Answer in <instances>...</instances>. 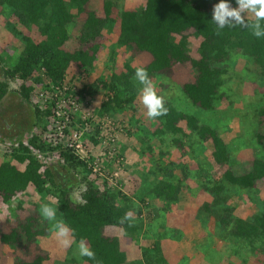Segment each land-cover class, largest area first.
Here are the masks:
<instances>
[{
	"label": "trees",
	"instance_id": "16d2710c",
	"mask_svg": "<svg viewBox=\"0 0 264 264\" xmlns=\"http://www.w3.org/2000/svg\"><path fill=\"white\" fill-rule=\"evenodd\" d=\"M89 2L0 0V16L10 23L7 30L0 28V53H6L0 55V145L10 143L9 147L0 146V205L8 207L6 214H0L3 218L13 214L10 203L26 192L37 196L43 192L49 194L47 183L56 191L54 209L61 221L60 228L66 233L63 241L65 236L57 231L46 236L44 230L33 228L38 219L32 215L7 232L0 231V254H13L17 244L21 248L33 245L38 250L28 262L12 255L11 264H43L47 256L42 244L47 240L54 244L56 238L66 247L69 245L66 250L74 244L85 246L78 261L65 258L73 264H163L164 247L157 239L151 248L141 247L140 261L126 259L125 249L138 244L142 229L141 223L129 216L134 203L169 212L167 204L181 183L161 177L146 185L140 177L138 180L142 182L133 187L130 174L118 187L109 186L105 179L97 181L96 174L90 179L92 172L88 164L77 160L71 148L61 145V139L64 142L71 131H76L84 134L83 145L96 146L101 154L109 152V148L101 152L99 134L108 127L105 121L120 131L119 122L112 120L118 114L124 117L130 112L128 125L137 128L140 115H144L149 120L147 132L156 136L161 146L170 137L173 147L179 150L183 147L182 140L190 134L203 149L209 145L207 154L214 165L225 166L220 171L221 181L227 183L231 195L245 194L250 205L254 203L249 195L252 190L256 192L255 183L264 185L263 159L253 158L252 154L244 169L233 171L226 166L229 160L226 142L216 130L166 99L159 91L160 82L149 86L150 79L166 76L173 64L187 63L193 81L180 87L183 98L202 110H214L219 100L225 99L223 111H233L236 94L222 88L226 74L222 66L238 54L252 58L254 63H264V0H138L135 7L122 5L121 0H101V16L88 9ZM241 4H246L245 12L237 10ZM221 5L236 14L218 15ZM190 38L197 40L196 57L191 55ZM100 52L104 54L100 77L89 81ZM141 55H146L148 61L133 66L132 61ZM5 57L10 58V64ZM71 65L73 68L69 70ZM258 76H264V71ZM39 90L47 98L39 97ZM99 91L103 100L96 108H89ZM237 95L240 96L238 92ZM57 104L68 116L67 122L59 119L63 123V137L59 144L51 146L41 137L52 134L49 129ZM140 106L144 107V113L139 112ZM263 116L261 107L253 112L258 120L248 124L255 131V147L264 151ZM16 128L25 131L21 135L27 138L26 144L20 140L14 142L13 134L8 135ZM3 133L7 137H2ZM32 150L56 154L64 162L65 170L80 167V176L74 177V182L68 181L70 187L81 185L84 189L78 203L69 198L68 188L62 189L55 183L48 167L37 163ZM119 157L114 152L111 159L108 157L107 165L101 162L100 170L106 166L118 169L115 162ZM223 187L224 183H218L200 191L192 204H188L194 214L189 218L196 219L198 231L204 232L205 228L213 231L210 235L206 233L208 238L203 242L209 243V238L214 236L219 239L222 243L219 254H228L224 256L227 264H264V203L247 218L233 216ZM25 199L28 201V197ZM139 212L140 209L136 216ZM199 213L205 217L202 219ZM107 227L118 229L120 236H106L103 230Z\"/></svg>",
	"mask_w": 264,
	"mask_h": 264
},
{
	"label": "rangeland",
	"instance_id": "374dc122",
	"mask_svg": "<svg viewBox=\"0 0 264 264\" xmlns=\"http://www.w3.org/2000/svg\"><path fill=\"white\" fill-rule=\"evenodd\" d=\"M121 4L135 7L138 4V0H121ZM88 9L94 11L96 15L101 16V0H90ZM245 9L246 4H241L237 8L238 11L244 10V12ZM218 11V15L219 13L224 14L231 12L229 7L222 5L218 6ZM231 13L236 14L233 11ZM79 20H81V18H79ZM9 25L10 23H7V21L0 16V28L7 30ZM71 38L74 39V35H71ZM196 45L197 40L190 38L191 55L193 57H196ZM5 54L4 52L0 53L1 56ZM234 56L235 55L231 56L233 60H230L228 64L225 63L222 66V68H224L223 72L226 73L223 76L222 88L227 90L228 93L236 94L234 96L236 101L233 105V111H223L226 107L225 99L219 100L218 106L214 110H202L197 107H192L189 104L190 102L183 98L180 87L183 84L193 81V73L187 63L173 64L166 76H160L157 80L150 79L149 86L154 87V82H160L162 88L159 91L167 97L166 99L170 100L172 104L175 103L174 105L177 106V108L187 111L189 114L197 117L201 124L215 129L217 134L226 142L229 156L226 166L231 167L233 171L240 172L244 169L246 162H249L248 159H250L252 154L253 158L264 160V151L255 147L254 128H249L248 124V122L255 123L256 120H258V118L253 117V112L261 107L264 108V84L261 87V84L264 83V76H258L264 71V63H254L252 58L241 54ZM5 58L7 63L10 64V58ZM103 58L104 54L102 52L97 54L96 65L88 79L89 81L96 77H100V71H102L101 67L103 66L101 61ZM147 61L148 57L146 55H141L132 61L131 64L133 66L138 64L142 65ZM72 68L73 66L71 65L69 70ZM14 86L15 85L12 87ZM153 89L156 90V88ZM237 92L240 96L237 95ZM102 100L103 96L99 91L89 108H96ZM10 109L19 111L16 107H11ZM85 109L86 107L84 108V112ZM138 110L142 113L145 112L143 106H140ZM86 113L87 110L85 114ZM129 113L124 117L120 114L112 117V120L119 122L118 124L121 127L120 131L113 129L111 132L107 130L108 128H105L99 134V137H102L100 143L101 152L104 153L102 151L103 148H109V152L101 154L99 153L100 150L98 147L95 146L92 148L87 144H81V147L72 149L71 152L77 157V160L92 166L100 165L101 162L107 165L108 157L111 159L114 152L115 154L117 153V155L120 156L119 158H121H117V162H115L117 163L118 169H108L106 166L105 168H101L100 175H98L96 173L98 172L97 168L91 166L92 173L90 176L89 174L87 175V178L89 176V178L92 179L94 177L93 174H96L97 181L105 179L109 186L118 187V184L121 181L123 182L130 174H132L130 184L131 186L133 185V187L139 186V183L142 182L138 180L140 177L146 185H152L161 177H164L171 183L175 181L181 183L178 191L174 194L172 199H170L169 204H167L169 212H164L158 209L157 206L144 207L138 203H134L135 205L133 204V212H131L129 217L135 222L141 223L142 229L138 244H131L129 248L125 249L128 251L126 252V259L140 261L141 247L151 248L153 246V241L157 239L161 242V246L164 247L163 264H227L225 261L227 258H224V256L228 254H219L220 247L222 246L221 241L214 236L209 238L211 240L209 243L203 242L205 238H208L206 233L210 235L213 231L210 228H205L204 232H202V230L198 231L196 219L192 217L189 218V215H194L191 214V210L188 212L191 206L183 211V204L187 201L189 205H191V201L195 200L196 197L199 196V191H204V188L210 189V187L212 188L218 183H224V190H222L224 195L229 196L226 204L233 209L232 215L239 218H247L254 213L257 206L262 207L264 203V185L260 182L255 183L254 189L256 192L254 193V190H252L249 195L251 201L254 202L251 205L245 194L242 193L239 197L231 195L232 191L227 186V183L221 181L222 172L220 171L224 170L225 166L214 165L207 154V152L209 153V145H206L208 149H203L194 141L196 137L190 134L188 139L182 140L181 143L183 147L179 150L173 147L170 137L165 138L163 146H161L157 137L147 132L149 120L144 115H140L142 117L138 119L139 127H132L130 124L128 125L127 122ZM259 120L262 119L259 118ZM105 123L109 124L107 121H105ZM23 125H25V122ZM123 125L124 129H122ZM23 131L22 129L21 132H19L18 128H16L8 132V135L13 134L12 136H14V138L12 139L15 140L14 142L20 140L23 144H26L27 138H22L23 135H21ZM4 136L7 137L5 133L2 134V137ZM80 139L82 142L84 134L81 135ZM16 145L17 143L14 144V146ZM0 146L9 147L10 143L6 142L4 145ZM189 146L195 147V149H187ZM31 153L38 164L49 168L57 185L62 189H65V187L68 188L69 198L74 203H78L80 201V193L84 189L81 185H72V187H70L68 181L74 182V177L78 178V176H80V167H70V169L66 168L65 170L62 165L64 162L60 160L56 154L47 152L38 153L36 150H32ZM103 158H105L106 161ZM118 162H122V165L118 164ZM146 166L152 170V173H150V171L147 172ZM122 167L127 168V170ZM93 169H95V171H93ZM132 169L133 171L130 173ZM169 175L171 177H169ZM45 186L50 190L51 194H45L43 192L37 196L33 194L34 192H26L23 197H20V199L17 198L10 203L9 209L13 214L9 213L7 217L4 215V218L1 217L0 214L1 232H7L11 227L23 223L25 218L32 215L38 219L36 223H34L33 228L44 230L46 236H48V233L57 231L65 236L62 237V241L64 240L63 238H66V233L61 230V221L58 219L57 212L54 209L56 191H53L54 189L47 183ZM183 196L185 198H183ZM25 197H28V201H26ZM7 208L8 207L4 205H0V212L6 214ZM139 209L140 212L136 216L135 213ZM178 214H180V216ZM199 215L202 219L205 217L204 213H199ZM168 216H171V218ZM171 230L174 231L170 232ZM103 231L104 234L109 237L120 236V232L116 228L107 227ZM57 239L58 238H56L54 244L49 240L42 244V250L45 252V257L47 256L43 264H73L65 260V258L76 259L78 261L79 256L85 250V246L83 244H74L70 249L66 250L69 245L66 247L65 243H59L61 241ZM48 242L51 243V246H48ZM22 248H25L26 251L22 250ZM22 248L20 244H17L13 250V254L11 252H6L5 254L1 253L0 264H11L12 255L28 262L38 253V250L33 245L28 244L27 246H22ZM58 250H61V252ZM62 251L65 257L61 255L63 254ZM40 254L44 256V253L40 252ZM232 261L236 263L233 258ZM143 264L147 263L144 262Z\"/></svg>",
	"mask_w": 264,
	"mask_h": 264
},
{
	"label": "built area",
	"instance_id": "2783aa9c",
	"mask_svg": "<svg viewBox=\"0 0 264 264\" xmlns=\"http://www.w3.org/2000/svg\"><path fill=\"white\" fill-rule=\"evenodd\" d=\"M39 97L41 98H47V94H45L44 91H40L38 93ZM49 95V94H48ZM68 113H66L65 111L62 110L61 106L59 104L56 105V109L54 111V119H53V125H50V131L52 132V134L50 133H46L45 135H43L41 138H43V140L45 141H49L51 143V146H54L56 144L60 143V139L63 137L62 134V129H63V123L59 122L60 118L64 119V122H67V116ZM52 119H50L51 122ZM108 131H113L112 127H109L111 124H107ZM111 129V130H110ZM81 133L80 132H76V131H71L69 137H66V139L63 142V139H61V145L63 148H71V152L72 149L75 148H79L81 147ZM75 143V144H74ZM77 143V144H76ZM92 165L88 164V167H91ZM95 166V167H94ZM92 166L93 168H97L98 172H96L98 175H100V166L99 165H94ZM93 171H95V169H93ZM115 175V174H113Z\"/></svg>",
	"mask_w": 264,
	"mask_h": 264
},
{
	"label": "crops",
	"instance_id": "0c3cea01",
	"mask_svg": "<svg viewBox=\"0 0 264 264\" xmlns=\"http://www.w3.org/2000/svg\"><path fill=\"white\" fill-rule=\"evenodd\" d=\"M199 193H200V191H199ZM183 198H185L184 196H183ZM192 202V201H191ZM188 202L186 201L184 204H183V211L185 210V209H187L188 208ZM190 204H192V203H190ZM190 210V209H189ZM189 210H188V212H189ZM179 216H180V214H178ZM177 215V216H178ZM166 229H167V225H166ZM169 229V228H168ZM170 230V229H169ZM170 232H172V230L170 231Z\"/></svg>",
	"mask_w": 264,
	"mask_h": 264
}]
</instances>
